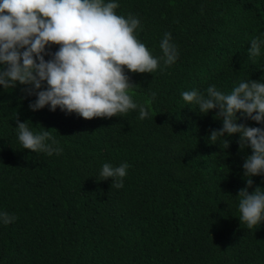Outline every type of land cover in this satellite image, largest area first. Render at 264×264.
<instances>
[{
	"label": "trees",
	"instance_id": "trees-1",
	"mask_svg": "<svg viewBox=\"0 0 264 264\" xmlns=\"http://www.w3.org/2000/svg\"><path fill=\"white\" fill-rule=\"evenodd\" d=\"M115 2L118 15L140 20L135 35L154 57L168 32L178 59L154 73L125 69L136 85L129 94L150 109L143 120L138 110L91 120L50 106L33 111L31 86L0 85V214L16 217L5 224L0 216V264H264V221L241 223L236 197L252 150H241L239 134L209 143L222 127L218 109L202 115L181 95L211 85L230 94L264 77V44L248 56L251 40H264V0ZM17 118L33 132L48 129L62 151L24 149ZM105 163L129 165L123 188L100 181ZM253 181L250 192L264 188V174Z\"/></svg>",
	"mask_w": 264,
	"mask_h": 264
},
{
	"label": "clouds",
	"instance_id": "clouds-1",
	"mask_svg": "<svg viewBox=\"0 0 264 264\" xmlns=\"http://www.w3.org/2000/svg\"><path fill=\"white\" fill-rule=\"evenodd\" d=\"M118 7L115 0H0V85L9 90L17 84L31 86L27 91H34L37 97L30 104L33 111L50 106L53 112L60 108L91 120L138 110L139 119H145L150 109L129 94L136 85L125 69L154 73L161 61L164 66L175 63L179 52L170 43L171 33L166 32L160 44L163 56L154 57L135 35L140 20L131 14L118 15ZM250 44L249 59L261 54L264 40L257 37ZM51 45H59L58 51H47ZM46 55L52 58L46 60ZM262 81L264 77L241 81L230 94L215 85L205 93L192 90L181 94L188 105H197L202 115L218 109L214 119L219 117L222 127L210 130L209 143L239 134L241 150L251 148L252 154L243 164L247 187L236 196L239 219L249 229L264 221V188L257 186L249 191L253 177L264 174V128L239 123L237 113L264 124ZM152 96L155 98V93ZM28 122L16 119L18 140L24 149L49 156L62 151L53 147L57 141L48 129L33 132ZM225 142L229 147V141ZM128 168L127 163L116 167L105 163L99 172L100 181L114 178L111 188H123ZM0 216L5 224L16 219L8 213Z\"/></svg>",
	"mask_w": 264,
	"mask_h": 264
}]
</instances>
